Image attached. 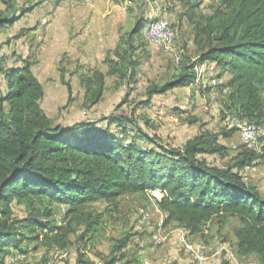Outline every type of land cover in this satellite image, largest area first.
<instances>
[{
    "label": "trees",
    "instance_id": "trees-1",
    "mask_svg": "<svg viewBox=\"0 0 264 264\" xmlns=\"http://www.w3.org/2000/svg\"><path fill=\"white\" fill-rule=\"evenodd\" d=\"M3 2L6 9L0 10V32L33 9H19L15 0ZM223 5L229 12L219 10L222 19L210 29V34L215 33L210 46L177 78L152 85L140 107L151 106L156 94L191 85L196 81L197 67L214 62L224 82L221 87L229 89L227 111L264 129V0H223ZM197 6L193 3L187 10L190 19ZM151 20L141 18L126 41L120 40L117 60H111L108 73L95 70L87 79L97 85L88 99L94 103L101 99L108 75L130 80L139 64L134 55L135 38L142 36ZM6 61L0 46V75L6 82L4 89L0 78V264H6L13 249L26 251L24 243L43 242L67 249L76 227H84L79 241L91 239L104 216L93 202L102 199L118 209L123 195L153 190L163 194L157 203L167 215L165 223L178 222L190 234L199 233L215 216L236 214L241 223L236 230L239 251L254 253L264 263V195L243 175L244 168L261 162L264 154L244 145L246 148L226 166L213 164L205 156L225 151L220 139L239 132L236 126L221 133L201 132L179 148L159 146L157 150L134 140L123 144L109 128L103 129L96 122L66 127L54 124L42 107L45 90L31 62L26 59L24 66H8ZM226 74H230L227 81ZM112 122L124 127L133 121L113 116ZM141 137L151 141L145 133ZM14 200L24 205L21 216L14 212ZM45 202L66 205L62 224L53 219L54 206H36ZM129 242L130 235L124 236L108 258L101 253L98 256L104 264L122 262Z\"/></svg>",
    "mask_w": 264,
    "mask_h": 264
},
{
    "label": "rangeland",
    "instance_id": "rangeland-1",
    "mask_svg": "<svg viewBox=\"0 0 264 264\" xmlns=\"http://www.w3.org/2000/svg\"><path fill=\"white\" fill-rule=\"evenodd\" d=\"M44 1L15 0L19 9H34L26 15L25 22L2 32L0 46L8 66H24L26 59L31 62V69L45 90L42 107L54 124L66 127L83 121L96 122L103 129L109 128L123 144L134 140L143 147L160 150L159 146L183 147L201 132L221 133L235 129L236 118L250 121L238 113L227 111L225 102L229 89L221 87L223 79L213 64L197 67V78L191 85L156 94L151 106L140 107V103L148 99L152 85H162L177 78L186 65L198 59L201 52L210 46V38L215 34H210V29L222 19L219 10L225 14L229 12L223 0H188L190 3L185 0H80L76 8L70 9L66 6L59 9L48 7ZM193 3L198 6L193 9L194 17L190 19L186 12ZM3 8L5 4L0 0V10ZM141 18L168 20L178 34L175 42L162 47L148 38L145 29L151 20L142 30V36L135 38L137 49L134 55L139 64L133 76L130 80H122L119 75L106 76L101 99L94 103L88 98L97 85L87 79L95 70L102 69L108 73L112 69L110 62L117 60L115 51L120 40L126 41ZM0 78L5 89L4 76L0 75ZM209 86L207 91L205 88ZM113 116L129 118L133 122L122 127L112 122ZM143 133L151 141L142 138ZM220 142L226 146L225 151L205 155L219 166L233 162L245 147L242 144L240 148H231L230 139L224 137ZM263 172L264 159L252 173L254 179ZM259 186L264 191V183ZM162 195L160 192L154 195L147 192L125 194L120 197L118 209L102 199L93 202L92 206L104 214L103 225L85 241H79L84 227H76V232L71 235V245L62 250L56 264H83V259L104 264L98 253L108 258L118 240L128 235L131 242L125 251L126 258L116 264H125L129 260L133 264H143L145 260H150V264H191L194 251L200 249L208 255L221 250L220 264L227 262V250L237 252L243 258V264H264L256 254L239 251L236 236L241 225L239 216H215L202 226L199 233L190 234L178 222L165 223L167 215L161 212L157 203ZM12 206L16 215L24 213V205L16 200ZM36 206H54V221L63 223L66 205H48L45 202ZM139 207L150 211V223H139ZM160 223L164 226V241L157 245L151 237ZM183 236H186L192 250L185 247ZM135 237L142 239L144 245L137 244ZM22 247L27 249V258L18 264H45L57 252L43 242L24 243Z\"/></svg>",
    "mask_w": 264,
    "mask_h": 264
},
{
    "label": "built area",
    "instance_id": "built-area-1",
    "mask_svg": "<svg viewBox=\"0 0 264 264\" xmlns=\"http://www.w3.org/2000/svg\"><path fill=\"white\" fill-rule=\"evenodd\" d=\"M56 9V8H55ZM58 9V8H57ZM150 33H153L154 35H162V24L157 27L156 31H152ZM177 34V32H175ZM163 36V35H162ZM257 132H259V128L251 124L250 121H244L243 122V128H241L240 135H243L244 137H247L248 139V147H253L254 138H256ZM252 172L257 171L258 167L252 166ZM159 207V206H158ZM138 221L140 224H148L151 220V214L150 211L146 207H139L138 208ZM164 226L162 223H160L156 229V233L154 234V243L155 244H161L164 241ZM182 242L184 243L185 247L189 250H192V246L188 244L186 236H183ZM57 252L53 253L51 255L47 262L45 264H56V261L61 254L62 250L65 249H59L55 248ZM221 250L216 251L212 255H208L204 250H198L194 251L193 253V260L191 261V264H220L222 259V254L220 253ZM228 254L226 255L227 261L229 264H243V258L235 251L233 250H227ZM27 258V252L14 249L11 251V253L7 256L6 261L7 264H18L19 262L25 260ZM150 260H145L143 264H150ZM250 264H256L254 262Z\"/></svg>",
    "mask_w": 264,
    "mask_h": 264
},
{
    "label": "bare ground",
    "instance_id": "bare-ground-1",
    "mask_svg": "<svg viewBox=\"0 0 264 264\" xmlns=\"http://www.w3.org/2000/svg\"><path fill=\"white\" fill-rule=\"evenodd\" d=\"M46 3L50 4L52 7H56L58 9L63 7V6H66L67 8L70 9V8H76L79 5L80 0H46ZM160 24H162V35L163 36L162 35H154L153 33H150L152 31H156L157 27H159ZM175 32H177L176 29L168 22V20H166L164 18H157V19L152 20L147 25V28L145 29L146 36L148 38H152V40L157 45L162 46V47H169L175 42V39L177 38V35H178V34H175ZM213 80H214V77H213ZM221 91H220V93H221ZM223 92H226V90ZM244 121L245 120H242L240 118H236L235 126L238 128L239 133H241V128H243V122ZM251 124H253L257 128H259V132H257L256 138H254L253 147H248L247 137L240 135L241 140H242V144L247 146L248 148H252L254 151L261 152V154H264V149L261 150V148H260V146H264V141L262 140V138L264 136V129L257 126L256 124H254L253 121ZM257 162H260V161L258 160Z\"/></svg>",
    "mask_w": 264,
    "mask_h": 264
},
{
    "label": "crops",
    "instance_id": "crops-1",
    "mask_svg": "<svg viewBox=\"0 0 264 264\" xmlns=\"http://www.w3.org/2000/svg\"><path fill=\"white\" fill-rule=\"evenodd\" d=\"M4 3V2H3ZM45 6H48V7H50L49 5L50 4H47L46 3V1H44V3H43ZM6 9V5H5V8H3V9H1V10H5ZM34 9V8H33ZM33 9L31 10V11H29V12H27L25 15H23L22 17H21V19H19L16 23H14L13 25H8V26H5L2 30H1V32H0V35L1 34H4V33H2L3 31L5 32L6 30H8V29H11L12 27H17V25H20L19 23H22V21H24V19H25V17H26V15L28 14V13H30V12H32L33 11ZM53 15V14H52ZM25 22V21H24ZM26 58V57H25ZM213 64V68H216V69H218V67H217V65H216V63H214V62H206V63H204V64H202V65H212ZM201 65V66H202ZM101 71L102 72H104L105 74H106V72L107 71H105V70H102L101 69ZM224 78H225V80L227 81L229 78H230V74H226L225 76H224ZM226 139H230V146H231V148H240L241 146H242V140H241V136H240V133L238 132V131H236L233 135H231L230 137H228V138H226ZM259 163L260 162H258V163H255V164H253V165H250V166H248V167H246V168H244V170H243V172H244V178H245V180L247 181V182H250V183H253V181H256V183H253V184H255V186H258L257 188L259 189V191L261 192V194L262 195H264V191H263V189L259 186L260 185V183H261V185H262V183H264V175H263V173H261L260 175H258V177L257 178H255L254 179V174H252V173H254V171L252 172V166H256L257 165V167H258V165H259ZM161 193L162 194V192L161 191H159V190H153V191H148L147 193H152L153 195H154V193ZM128 197V196H127ZM66 207V206H65ZM160 210H161V208H160ZM161 212L163 213L164 211H162L161 210ZM107 224V223H106ZM101 225H103V223H101ZM109 225V224H108ZM110 227V226H109ZM154 230V229H153ZM150 231H152V230H150ZM153 240H154V236L153 237H151ZM135 241H137L138 243L137 244H140V245H144V243H142L143 242V240L142 239H139V237H135ZM130 242H131V240H130ZM130 242H129V245L128 246H130ZM154 242V241H153ZM55 249V248H54Z\"/></svg>",
    "mask_w": 264,
    "mask_h": 264
}]
</instances>
